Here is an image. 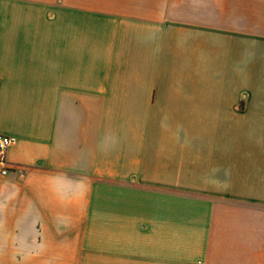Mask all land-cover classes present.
I'll return each instance as SVG.
<instances>
[{
  "label": "crops",
  "instance_id": "crops-1",
  "mask_svg": "<svg viewBox=\"0 0 264 264\" xmlns=\"http://www.w3.org/2000/svg\"><path fill=\"white\" fill-rule=\"evenodd\" d=\"M235 14L0 0V264H264V28Z\"/></svg>",
  "mask_w": 264,
  "mask_h": 264
},
{
  "label": "rangeland",
  "instance_id": "rangeland-1",
  "mask_svg": "<svg viewBox=\"0 0 264 264\" xmlns=\"http://www.w3.org/2000/svg\"><path fill=\"white\" fill-rule=\"evenodd\" d=\"M204 4H214L222 7H233L236 12L237 30L253 28V31L260 32L264 28V0H202ZM232 27V26H231ZM223 45V44H222ZM226 49L228 46H222ZM243 46L238 45V51Z\"/></svg>",
  "mask_w": 264,
  "mask_h": 264
},
{
  "label": "built area",
  "instance_id": "built-area-1",
  "mask_svg": "<svg viewBox=\"0 0 264 264\" xmlns=\"http://www.w3.org/2000/svg\"><path fill=\"white\" fill-rule=\"evenodd\" d=\"M14 142V138L0 134V165L2 166L1 173H6L7 166L5 164V151Z\"/></svg>",
  "mask_w": 264,
  "mask_h": 264
}]
</instances>
